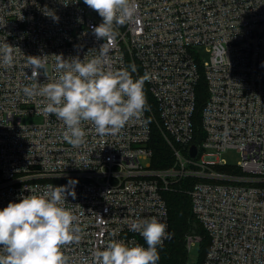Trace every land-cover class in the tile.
Segmentation results:
<instances>
[{
    "label": "built area",
    "instance_id": "built-area-1",
    "mask_svg": "<svg viewBox=\"0 0 264 264\" xmlns=\"http://www.w3.org/2000/svg\"><path fill=\"white\" fill-rule=\"evenodd\" d=\"M135 3L136 14L109 42L95 36L102 18L83 0H0V42L16 47L14 66L0 65V209L48 185L72 191L69 180L77 181L75 197L66 193L63 206L77 216L82 238L62 252L68 264H91L94 251L112 241L147 247L130 228L136 220L156 217L168 232L163 193L193 179L186 193L209 240L201 264H264V0ZM198 47L209 55L207 62L199 59ZM53 55L100 58L105 71L126 69L134 79L147 74L150 111L144 117L151 123L133 120L118 134L100 136L91 122H82L85 143L68 144L63 122L43 111L45 98L23 91L55 82L60 73ZM27 56H48V77L38 69L30 79ZM201 79L206 98L196 145ZM23 117L40 122L23 124ZM153 127L172 150L167 169L152 167ZM193 145L197 154L191 158ZM226 149L239 153L235 167L219 158ZM200 240L189 236L187 247Z\"/></svg>",
    "mask_w": 264,
    "mask_h": 264
},
{
    "label": "clouds",
    "instance_id": "clouds-1",
    "mask_svg": "<svg viewBox=\"0 0 264 264\" xmlns=\"http://www.w3.org/2000/svg\"><path fill=\"white\" fill-rule=\"evenodd\" d=\"M91 10L102 18L93 28L97 39L115 40L118 28L130 21L137 11L135 0H83ZM52 15L53 19L58 17ZM105 47V43L101 49ZM16 47L0 42V65L12 67ZM226 55V50H225ZM56 57V71L60 73L55 82H38L25 86L24 93L45 98L43 111L54 114L65 125L64 140L79 147L85 143L86 132L82 122H91L100 136L118 134L130 121L151 123L144 113L150 111L144 91L145 74L134 79L124 70L105 71L103 60L93 58L87 62L77 58L71 61ZM48 56H27L36 79L38 69L47 74ZM229 62V61H228ZM131 71L137 68L133 63ZM73 186L48 185L41 194L22 196L19 202H10L0 209V264H68L62 247L80 241L82 230L78 218L63 205L66 193L75 197ZM131 230L138 232L147 247L140 244L129 246L124 241L109 242L103 250L97 249L91 264H157L160 259L158 246L170 238L167 225L156 217L134 221Z\"/></svg>",
    "mask_w": 264,
    "mask_h": 264
},
{
    "label": "trees",
    "instance_id": "trees-1",
    "mask_svg": "<svg viewBox=\"0 0 264 264\" xmlns=\"http://www.w3.org/2000/svg\"><path fill=\"white\" fill-rule=\"evenodd\" d=\"M196 108L194 121V144L202 139L203 133L200 126V111L206 98L205 84L201 79L195 89ZM152 150L151 164L155 169H167L173 164L172 150L167 145L157 128L153 127L149 140ZM196 180L181 179L172 185V188L163 193L169 215L168 234L162 246H158L160 259L157 264H191L188 259L187 238L198 236L201 240V253L198 264H201L209 246L207 235L192 213L190 198L186 193L187 188Z\"/></svg>",
    "mask_w": 264,
    "mask_h": 264
},
{
    "label": "rangeland",
    "instance_id": "rangeland-1",
    "mask_svg": "<svg viewBox=\"0 0 264 264\" xmlns=\"http://www.w3.org/2000/svg\"><path fill=\"white\" fill-rule=\"evenodd\" d=\"M199 59L204 63L208 61L209 55L204 51L202 47L197 48ZM40 122V118L38 117H23L22 123L23 124H37ZM221 160L225 161L228 166L235 167L239 160L240 155L235 149H226L224 152L221 153L220 157ZM201 253V246L199 242H194L188 248V259L191 264H198L199 257Z\"/></svg>",
    "mask_w": 264,
    "mask_h": 264
},
{
    "label": "water",
    "instance_id": "water-1",
    "mask_svg": "<svg viewBox=\"0 0 264 264\" xmlns=\"http://www.w3.org/2000/svg\"><path fill=\"white\" fill-rule=\"evenodd\" d=\"M196 154H197V149H196V146L193 145L190 147V154L189 155L191 158H194L196 156Z\"/></svg>",
    "mask_w": 264,
    "mask_h": 264
}]
</instances>
